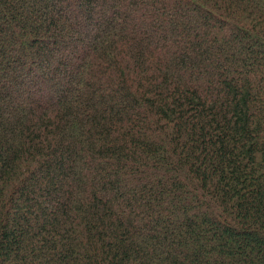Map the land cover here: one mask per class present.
<instances>
[{"label":"trees","instance_id":"1","mask_svg":"<svg viewBox=\"0 0 264 264\" xmlns=\"http://www.w3.org/2000/svg\"><path fill=\"white\" fill-rule=\"evenodd\" d=\"M0 264H264V0H0Z\"/></svg>","mask_w":264,"mask_h":264}]
</instances>
